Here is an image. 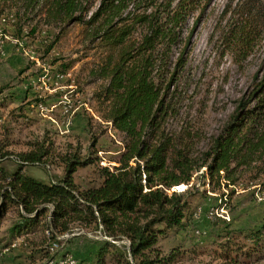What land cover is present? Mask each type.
<instances>
[{"label": "rangeland", "instance_id": "1", "mask_svg": "<svg viewBox=\"0 0 264 264\" xmlns=\"http://www.w3.org/2000/svg\"><path fill=\"white\" fill-rule=\"evenodd\" d=\"M187 39L185 65L171 90L174 114L165 128L190 139L192 157L210 162L203 156L240 101L250 99L246 115L261 95L264 0H203L187 17L181 40ZM0 42V166L8 174L22 167L25 175L50 183L64 175L63 157L90 156L93 166L78 168L73 181L80 191L97 187V166H116L123 151V136L103 119L107 103L99 96L107 84L98 73L107 51L80 24L48 23L39 6L21 4L0 6ZM256 113L263 135L264 106ZM43 150L42 161H22ZM253 150L230 160L226 172L212 177L202 168L188 185L168 192L187 191L188 208L183 226L159 236L145 254L152 264H264V229L257 241L248 238L264 224V150ZM20 212L12 205L1 221L0 264H136L128 240L99 221L54 226L46 213L36 232L10 236ZM51 236L55 244L48 250ZM104 245L108 251L99 262Z\"/></svg>", "mask_w": 264, "mask_h": 264}, {"label": "trees", "instance_id": "2", "mask_svg": "<svg viewBox=\"0 0 264 264\" xmlns=\"http://www.w3.org/2000/svg\"><path fill=\"white\" fill-rule=\"evenodd\" d=\"M95 2L0 0V6H39L48 23L80 24L87 38L107 51L98 70L107 80L99 95L107 103L103 119L123 136V151L116 166H97L101 183L84 191L76 187L73 175L78 168L93 166L90 156L63 157L64 175L50 183L25 175L22 167L8 174L0 166V224L12 205L21 212L8 231L10 236L36 232L39 219L46 213L54 226L81 219L99 221L128 240V254L136 264H152L145 254L153 251L159 236L183 226L188 208L187 191L168 192L182 183L188 185L202 168L213 177L229 170L230 160L235 161L237 155L245 157L259 146L264 150V134L258 135L256 113L264 106V77L256 88L261 95L255 109L243 115L250 99L240 101L228 125L203 156L210 162L198 160L189 151L190 139L168 134L165 125L174 114L171 90L185 65L188 39L181 40L182 30L187 17L203 0H179L174 6L172 0H99L91 11ZM17 32L20 35L22 29L18 27ZM178 46V53L172 57ZM46 155V150L27 153L22 161L34 164ZM46 206L52 209L48 211ZM260 228L248 238L257 241L263 237L264 224ZM52 240L51 236L48 250L55 244ZM106 245L99 248V262L108 251ZM61 261L64 259L55 264Z\"/></svg>", "mask_w": 264, "mask_h": 264}, {"label": "built area", "instance_id": "3", "mask_svg": "<svg viewBox=\"0 0 264 264\" xmlns=\"http://www.w3.org/2000/svg\"><path fill=\"white\" fill-rule=\"evenodd\" d=\"M0 43H3V42H0Z\"/></svg>", "mask_w": 264, "mask_h": 264}]
</instances>
